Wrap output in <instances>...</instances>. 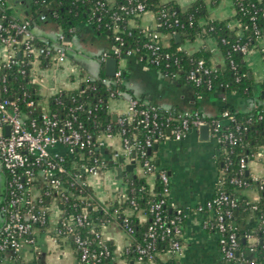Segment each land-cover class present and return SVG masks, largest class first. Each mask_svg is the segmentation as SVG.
<instances>
[{
    "label": "built area",
    "instance_id": "built-area-1",
    "mask_svg": "<svg viewBox=\"0 0 264 264\" xmlns=\"http://www.w3.org/2000/svg\"><path fill=\"white\" fill-rule=\"evenodd\" d=\"M42 1L45 2V0ZM125 1L126 3L120 5L118 10L111 12V22L104 24L108 33H112V39L118 46L112 52L103 53L100 62L104 63L109 57L118 59V69L114 77H107L103 81L112 87L109 100L127 95V105L117 114L119 129L116 132L113 131L112 125L108 124L105 131L95 134V131L90 129L81 117L82 112L92 114L97 109V105L93 106L90 102L81 101L69 106L65 116L57 112L45 111L39 121L27 122L23 119L19 105L21 96H11L7 85L12 70L14 67L23 66L21 73L26 74V67L29 66V75L35 82L40 71L41 56L56 61L57 66L54 70L68 63L71 40L63 29L56 37L36 36L32 31L34 22L8 14L7 0H0V85L2 86L0 87V168L6 176L4 197L0 203L2 217L0 250L2 251L10 250L12 255H16L24 244L35 242L31 233L34 227L48 228L51 224L55 239L72 236L82 263L99 264L104 257L114 252L105 244L106 238L101 232H96L95 240L99 248L93 249L90 240L75 232V225H82L87 215L77 214L71 219L68 218L59 205L60 201L69 200L72 194L70 187H74L75 183L89 185L96 196V191L106 183L108 171H115L118 165L125 167L129 163H135V166L137 164L141 167L142 173L146 176L156 175L159 171L158 177L163 184L162 198L153 203L150 208L153 219L148 225L146 243L137 247L139 260L142 261L150 252L156 251L159 241L167 236L172 238V253L180 254L183 250L181 239L185 210L176 208V214L172 218H167L163 214V206L171 190L170 176L165 169L156 167L149 159H144V162L141 159L148 155V150L154 141L182 140L191 130H199L205 124L209 126L210 136L220 142L224 151L227 152V149L231 148L229 151L232 152V147L240 139L239 134L247 129V125L238 123L228 110L223 111L220 116L206 119V116L197 109L163 108L147 103L134 95H128L127 92H116L117 85L124 84L123 72L119 68L120 60L125 56L135 57L138 52L137 49L124 51L126 41L123 34L126 33V28L130 27L132 17H140L147 12L142 0ZM113 5V0H109V5L104 0H97L92 17L101 21L103 16L101 13L112 9ZM261 15L264 17V10H261ZM53 16L56 17L57 13L53 12ZM48 19L46 13L39 16L42 22ZM155 19L158 27L162 21L167 22L169 13L163 12L158 16L155 14ZM250 20L253 34L248 36L246 41L242 40V34L239 35L237 40L230 44L232 51L243 55L249 53V44L253 36L260 34L256 21L257 15H251ZM175 23L180 24L178 19ZM181 26L183 27L184 24ZM160 37L161 34L158 31H153L150 34V40L145 44L150 53H140L136 59L155 65L164 75L172 78L179 77L182 71L180 58L168 52H161V46L158 43ZM222 41L230 43L226 39ZM182 50L183 48L179 46L178 51ZM191 60V67L185 74L186 82L195 86L212 88V75L216 69L207 65L203 58ZM229 64L236 80H240L243 74H239L237 63L230 58ZM55 92L56 90L53 91ZM201 96L202 94H199V97ZM75 101L76 98L73 97L72 102ZM32 104L33 101H30L29 105ZM262 118L263 115H260V119ZM127 124L142 128L146 131L145 136L134 133L132 129L126 127ZM114 137L120 139L119 149L105 154L107 141ZM259 156L264 158V148L261 153L257 151L253 154V157ZM248 163V158L241 156L238 170L228 182L240 189L256 186L263 194L264 180L249 173ZM224 182L220 178L215 195L197 205L196 210L215 212L212 223L205 226L218 233L223 259L229 262L236 259L240 247L238 225L234 221L239 202L232 193L223 189ZM45 197L52 198L50 205L45 204ZM132 203L136 209V203ZM246 204L258 217L256 237L262 254L252 264H260L264 262V207L258 202L247 201ZM124 222L126 229L132 234L133 228L130 226V221L125 218ZM252 236L254 234L248 232L244 235L246 238ZM128 252L129 246L124 253Z\"/></svg>",
    "mask_w": 264,
    "mask_h": 264
},
{
    "label": "crops",
    "instance_id": "crops-1",
    "mask_svg": "<svg viewBox=\"0 0 264 264\" xmlns=\"http://www.w3.org/2000/svg\"><path fill=\"white\" fill-rule=\"evenodd\" d=\"M162 3L174 2L182 9H186L196 0H160ZM17 4L21 0L15 1ZM207 3V18L228 20L232 29L238 28L235 14L236 9L233 0H219L213 4ZM9 8V7H7ZM29 8V6H28ZM26 7L21 15L10 13L12 16L23 19L26 16ZM202 18L200 23L207 22ZM130 26L156 29L155 13L147 11L137 19L130 20ZM33 33L38 37H56L62 31V27L52 20L34 22ZM238 34L241 30L238 29ZM168 44V36L162 37ZM70 58L67 64L54 70V68H41L38 71L36 82L40 84L41 93L52 94L59 87L75 89L79 84L89 78L100 75V57L103 53L114 51L116 44L107 34L95 32L90 26H83L73 37H70ZM181 47L188 54L197 51L208 50L211 66L218 70L224 67V55L215 37L198 35L194 40H182ZM264 36L256 43L255 47L244 55L245 65L254 79L253 94L243 95L238 91L223 92L215 89L212 92L197 95L195 88L179 77H170L162 74L150 64L137 60L134 56H125L119 62V68L123 72V82L134 95L141 100L155 104L163 108H181L199 110L206 117L220 116L226 105H230L238 112H248L264 102L262 81L264 79ZM105 63V62H104ZM105 69V65H104ZM71 70V71H70ZM54 71V73L52 72ZM57 72V73H55ZM128 96L109 100V113L117 115L127 105ZM120 147L119 137L109 139L104 149L107 154L111 150ZM264 147L258 149L261 153ZM156 156L158 168L165 169L171 180L169 204L172 208L185 210V219L182 225V245L180 254L172 255L174 264H252L259 257L256 228L258 217L251 209H236L235 223L252 237H244V245L240 249L236 259L225 262L220 251L219 235L205 224L212 223L214 211L199 212L197 205L211 199L218 186V181L224 173V148L213 137L202 138L199 130H191L182 140L168 139L157 143ZM248 170L251 175L264 180V158L253 157L249 159ZM128 172V171H127ZM126 173V172H125ZM135 175H144L141 167L136 164ZM116 171L106 173V183L96 191V198L100 202L120 200L126 189L124 177L116 179ZM125 176V174H124ZM156 175L146 176L151 189L155 188ZM112 178V179H111ZM6 176L0 168V203L4 197ZM239 197L248 202L261 201V192L256 186L241 189ZM233 194V193H232ZM234 195V194H233ZM132 214V210H127ZM142 221L145 215L138 214ZM2 217L0 215V227ZM103 235L114 245V259L111 264H145L138 259H130L125 256V249L130 245L128 234L116 223H111L103 229ZM35 242L24 244L16 255L10 250L4 251V259L0 264H82L79 260L73 242L67 237L55 239L52 226L34 233ZM169 253L159 252L158 257L166 261L172 257Z\"/></svg>",
    "mask_w": 264,
    "mask_h": 264
},
{
    "label": "trees",
    "instance_id": "trees-1",
    "mask_svg": "<svg viewBox=\"0 0 264 264\" xmlns=\"http://www.w3.org/2000/svg\"><path fill=\"white\" fill-rule=\"evenodd\" d=\"M97 0H32L28 10H26V19H30L33 22H39V16L42 13H46L49 17L48 20L54 21L56 24L62 27L63 31L69 36L77 34L83 26H90L95 32L101 34H107L112 37V33H108L105 27V22H111L110 14L113 10H118L120 5L126 3L125 0H113L114 5L112 9H108L101 13L102 20L97 21L96 17H92V11ZM109 5V0H104ZM145 3L146 11H151L157 16L163 12L169 13V19L167 22L160 23L156 29L145 30L141 26H128L126 33L123 34L126 44V49H137V55L140 53L148 54L150 50L145 44L150 40V34L153 31H158L161 37L158 39V43L161 46V52H168L176 57L180 58L182 71L179 74V78L185 80L186 71L191 67V59H205L207 65L211 66L209 60V51L200 50L192 54H188L185 51H178V47L182 42L176 38L177 34H180L182 40H194L198 35H207L215 37L219 47L224 55V67L214 71L212 75L213 87L207 88L206 86H195L191 84L197 95L212 92L215 89H219L223 92L238 91L243 95L250 96L253 94L254 79L249 72V69L245 65L244 55L231 49V43L235 42L239 35H243L242 40L246 41L248 36L253 34L252 23L250 20L251 15H257V23L260 28V34L253 36L252 42L249 44L250 50L253 49L258 40L264 36V17L261 15V10H264V0H233L236 9V20L238 22V28L232 29L228 25V20H220L207 18V3L206 0H196L186 9H182L177 3L165 2L160 0H142ZM213 4H216L219 0H210ZM7 13L10 14L7 8ZM53 12L57 13V16H53ZM102 12V11H101ZM174 13V15H173ZM138 17H132L137 19ZM207 18V22L202 24L200 20ZM179 20V25L175 23V20ZM181 24H184L182 27ZM249 27L246 28L245 26ZM127 26V24H126ZM238 29L241 30V34H238ZM168 36V44L164 43L163 36ZM222 39H226L230 43H223ZM41 44V43H39ZM116 46L118 44L115 42ZM264 53V52H263ZM135 56V58H137ZM234 59L239 67L240 80H236L234 72L231 70L229 60ZM56 61L53 59H47L45 56H41V68H55ZM157 69L155 65H152ZM21 68L23 66L14 67L12 74L9 75L7 85L10 89L11 96H21L19 105L23 114V119L27 122L31 120L39 121L42 114L46 112H57L60 115L67 113V108L78 102L85 101L97 105V109L92 114L86 112L81 113V117L87 122L90 129L95 131V134L105 131L108 124L112 125L113 131L119 129L118 120L112 117L109 113V94L111 86L105 83L103 79H106L104 63L101 64L99 78H90L82 81L75 89H66L59 87L55 93L44 95L41 93L40 84L36 81L33 82L29 75V66L26 67L27 73L22 74ZM174 71V70H173ZM172 72V71H171ZM0 87H2L0 85ZM116 92L122 91L129 93L125 84H118ZM262 91L264 92V79L262 81ZM131 93V92H130ZM75 97L76 101L72 102V98ZM33 101L32 105L29 102ZM228 110L233 115L238 123L247 125L246 130H242L239 134V141L231 148L227 149L224 154V173L221 178L225 181L223 189L233 193L234 197L238 199L239 205L236 209H250L246 204V200L243 197H239L238 191L241 190L234 185L229 184L228 180L231 176L236 174L239 166V159L241 156H245L249 159L253 158V154L264 146V102L258 105V107L248 112H238L230 105H226L223 111ZM222 111V112H223ZM260 115L263 118L260 119ZM211 117H206L210 119ZM127 128L132 129L134 133L140 136H145V132L142 128H135L132 124H127ZM159 141H154L152 147L148 150V155L142 158L149 159V161L158 167L156 150L153 149L155 144ZM139 158V157H138ZM109 166V165H108ZM156 176L155 188L151 189L147 182L146 175H130L129 172L125 173L124 180L127 183L125 193L120 200L100 202L96 196L95 191L89 185H79L75 183L74 187H70L72 194L69 196V200L64 202L60 201V207L64 209V214L68 218H73L77 214H86L87 219L82 225H75V232L80 233L82 237L91 241V247L98 249L99 245L95 240V233L101 232L103 229L111 224L116 223L124 230L130 239L129 252L125 254L127 258L138 259L139 254L137 247L146 243V233L149 223L153 219V214L150 211L151 205L162 198L163 184L160 178ZM264 194V193H263ZM263 194L261 195V201L258 202L260 206L264 207ZM45 204L50 205L52 198L45 197ZM136 203L137 208L132 203ZM75 204L77 206H75ZM86 210V212H85ZM127 210H132V214H127ZM138 214L145 215L146 220L142 221ZM163 214L167 218H172L176 214V208H172L169 204V197H166V202L163 206ZM234 214V219H235ZM127 218L130 221V226L133 228V233L130 234L125 227L124 219ZM182 221V225L184 223ZM214 220V219H213ZM52 225L49 224L48 228ZM45 227H34L31 233L34 235L36 230H42ZM257 230V228H256ZM247 233L244 229L238 226V238L240 247L236 258L239 255L240 249L244 245V235ZM69 240L73 242L76 249V245L72 240V236ZM172 238L167 236L158 243L156 251L150 252L146 255L142 262L145 264H174V255L171 251ZM182 242V239H181ZM105 244L108 245L112 251H114V245L109 239L106 238ZM7 251V250H5ZM78 258L80 260V253L76 249ZM159 252L169 253L172 257L166 261H162L158 257ZM262 254L261 247H258L259 257ZM4 251L0 250V262L4 259ZM114 252L110 256L104 257L99 264H111L114 259ZM81 261V260H80ZM84 264V263H82ZM260 264H264L261 262Z\"/></svg>",
    "mask_w": 264,
    "mask_h": 264
},
{
    "label": "water",
    "instance_id": "water-1",
    "mask_svg": "<svg viewBox=\"0 0 264 264\" xmlns=\"http://www.w3.org/2000/svg\"><path fill=\"white\" fill-rule=\"evenodd\" d=\"M176 38L178 41H180V34L176 35ZM105 75L107 77H114L117 69H118V59L115 57H109L105 60ZM113 118L116 120L117 119V115H113ZM7 129L9 130V127H7ZM209 126L207 124L201 126L199 128V132L200 135L202 136V138H208L209 136ZM157 148V144H155L153 146V149ZM151 150V149H150ZM134 169H135V163H129L127 164L125 167H123L122 165H118L115 167V171H116V179H121L124 177L125 172H129L130 175H132L134 173Z\"/></svg>",
    "mask_w": 264,
    "mask_h": 264
},
{
    "label": "rangeland",
    "instance_id": "rangeland-1",
    "mask_svg": "<svg viewBox=\"0 0 264 264\" xmlns=\"http://www.w3.org/2000/svg\"><path fill=\"white\" fill-rule=\"evenodd\" d=\"M16 0H7V7H9V12L13 14L21 15L23 10L28 6H30L32 0H21V3H16ZM54 73V71H52ZM57 73V72H55Z\"/></svg>",
    "mask_w": 264,
    "mask_h": 264
}]
</instances>
